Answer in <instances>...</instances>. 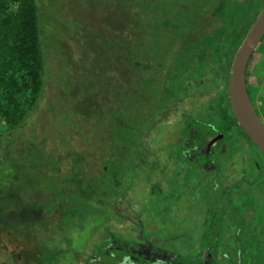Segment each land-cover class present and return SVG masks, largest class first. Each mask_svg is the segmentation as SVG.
Instances as JSON below:
<instances>
[{"label":"flooded vegetation","instance_id":"1","mask_svg":"<svg viewBox=\"0 0 264 264\" xmlns=\"http://www.w3.org/2000/svg\"><path fill=\"white\" fill-rule=\"evenodd\" d=\"M243 2L255 4L254 0ZM236 7L227 14H233ZM233 53L215 58L213 51H201L182 63L184 72H176L175 78L155 80L162 94L153 102L129 101L135 108L143 104L148 112L142 117L134 113L141 121L135 134H129L130 141L98 145L91 181H86L89 171L78 169L68 180L75 184L74 191L64 186L53 192L48 183V196L60 206L57 219L52 213L48 218L57 220L54 225L59 233L49 242L54 246L42 264H264V154L230 110L227 79ZM256 56L264 70V43L252 53L249 67ZM249 76L248 68V94L264 125V81L253 99ZM153 81L128 79L127 83L136 95L140 84L149 87ZM199 81L213 83L215 92L202 90ZM151 103L155 104L152 112ZM160 123L173 126L172 143L152 139ZM104 163H109L108 168ZM10 170L0 161V196H10L6 187L12 179ZM141 185L149 199H158L159 210L147 209L151 215L134 209ZM22 198L15 202L18 206L12 216L0 215V264L15 262V251L7 241L14 229H20L18 225L28 230L17 234L29 244L28 254L36 244L31 231L43 217H34L33 199L29 212L18 211L21 204L27 205L21 203ZM155 214L158 222L149 223ZM120 221L129 223L127 240L109 229ZM85 224L91 227L83 240ZM86 243L90 252L84 248ZM26 262H31L30 256Z\"/></svg>","mask_w":264,"mask_h":264},{"label":"rangeland","instance_id":"2","mask_svg":"<svg viewBox=\"0 0 264 264\" xmlns=\"http://www.w3.org/2000/svg\"><path fill=\"white\" fill-rule=\"evenodd\" d=\"M254 3L250 14L245 13L248 5L243 0H54L41 5L44 25L52 21L56 27L43 38V96L35 111L15 132L10 131L0 117V161L12 169V179L6 184L10 196H0V215L12 216L15 202L23 197L21 203L27 205L21 204L18 211L25 208L22 212H29L32 208L29 203L35 201L34 217L43 219L37 220L31 231L36 244L29 254V244L22 234L20 240L17 236L18 231L24 232L25 226L18 225L20 229H14L12 222L8 223L14 230L7 244L15 251V262L9 264H42L50 255L54 245L50 246L49 242L59 233L54 222L60 206L57 199L48 196V183L51 182L53 192L64 186L74 191L71 176L78 169L89 171L86 181H91L98 145L130 141L129 134H135L139 118L148 112L143 104L135 108L129 101L153 102L162 94L159 93L161 84L155 80L175 78L176 72H184L182 63L206 51L202 43L221 29V25H228L231 19H237L238 23L251 21L258 12L254 10L258 6L256 0ZM235 5L239 11L227 14ZM242 31L243 28L239 34ZM236 41L229 45L233 47ZM225 50L219 51L215 58L231 52ZM257 61L258 56L248 66L253 99L258 97L255 91L261 89L264 81V70ZM216 63L218 66L219 62ZM213 70L215 77L217 68ZM128 79L154 81L149 87L140 84L133 95ZM198 85L211 93L216 90L213 83L199 81ZM149 106L152 112L155 104ZM136 111L140 117L134 115ZM165 124H157L152 139L170 144L175 132L172 125ZM103 166L108 168L109 163ZM157 200L149 199L141 185L134 209L151 215L147 209L159 210ZM50 213L55 216L54 220L48 218ZM158 218L155 214L149 223H157ZM142 219L147 222V218ZM128 224L120 221L117 226L111 224L109 229L127 240ZM90 227L91 224L83 226V240L87 239L84 237ZM88 246L86 243L84 248ZM28 256L30 263L26 262Z\"/></svg>","mask_w":264,"mask_h":264},{"label":"trees","instance_id":"3","mask_svg":"<svg viewBox=\"0 0 264 264\" xmlns=\"http://www.w3.org/2000/svg\"><path fill=\"white\" fill-rule=\"evenodd\" d=\"M52 1L54 0H0V117L12 132L21 128L43 96V38L49 31L53 33L55 25L52 21V25H44L40 7L45 2ZM256 2L258 11L264 0ZM243 3L248 5L245 13L250 14L249 3ZM245 22L238 23L237 19H231L228 25L205 39L202 43L205 50L213 51L215 55L224 48L227 49L225 51H235L250 20ZM242 28L243 31L239 34ZM234 39L237 41L232 47L230 45Z\"/></svg>","mask_w":264,"mask_h":264},{"label":"water","instance_id":"4","mask_svg":"<svg viewBox=\"0 0 264 264\" xmlns=\"http://www.w3.org/2000/svg\"><path fill=\"white\" fill-rule=\"evenodd\" d=\"M264 39V3L236 47L228 68L227 96L234 119L264 154V125L251 103L246 73L252 53Z\"/></svg>","mask_w":264,"mask_h":264},{"label":"clouds","instance_id":"5","mask_svg":"<svg viewBox=\"0 0 264 264\" xmlns=\"http://www.w3.org/2000/svg\"><path fill=\"white\" fill-rule=\"evenodd\" d=\"M127 259V258H126Z\"/></svg>","mask_w":264,"mask_h":264}]
</instances>
